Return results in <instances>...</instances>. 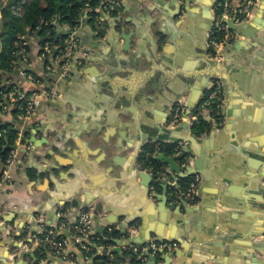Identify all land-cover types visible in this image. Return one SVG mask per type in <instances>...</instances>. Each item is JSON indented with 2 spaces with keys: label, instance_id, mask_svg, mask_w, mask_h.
<instances>
[{
  "label": "crops",
  "instance_id": "0c3cea01",
  "mask_svg": "<svg viewBox=\"0 0 264 264\" xmlns=\"http://www.w3.org/2000/svg\"><path fill=\"white\" fill-rule=\"evenodd\" d=\"M116 1L113 13H100L97 29L84 23L80 39L89 59L58 84L46 83L51 95L16 140L15 162L0 189V264L11 254H25L26 264H92L74 244L60 257L32 236L55 227L58 212L74 219L93 204L97 232L118 239L104 244L116 264L147 263L131 246L152 241L177 243L157 254L175 252L169 264H264V0L246 26L231 27L239 37L224 48L223 61L210 55L214 0ZM54 25L58 36L66 34L67 25ZM27 41L30 70L44 77L43 62L57 60L58 47L43 59L47 38ZM218 78L224 121L197 136L193 124L211 117L208 100ZM17 79L19 88L31 87ZM177 106L183 115L173 124ZM14 120L0 112V127ZM174 144L176 155L161 152ZM146 148L195 172L183 177V188L177 174L169 175L180 187L164 193L139 161ZM196 176L192 199L185 191ZM129 227L136 244H125Z\"/></svg>",
  "mask_w": 264,
  "mask_h": 264
},
{
  "label": "built area",
  "instance_id": "2783aa9c",
  "mask_svg": "<svg viewBox=\"0 0 264 264\" xmlns=\"http://www.w3.org/2000/svg\"><path fill=\"white\" fill-rule=\"evenodd\" d=\"M256 3L257 0H240L235 4L232 0H214L215 17L210 31L209 45L211 50L210 55L215 60L223 61L224 56L222 55V51L230 42L239 37L231 30L229 23H232L236 27L249 23L253 17ZM118 6H120V3L116 0L102 1L97 8H91L89 3L86 4L84 11L86 16L81 17L77 26L67 28L62 46V54L53 63L45 66V72L47 74L57 76L55 84L68 78L73 66L76 68L82 67L89 59V53L85 50L80 39V32L84 28V19L87 18V14L95 13V20L98 24H101L100 13L102 11L112 12ZM55 23L57 24V21ZM218 35L221 37L218 38ZM20 39L23 40V37ZM51 52L52 46L46 44L41 50L40 57L47 59ZM19 53L22 55L24 66L19 67L15 62L14 68L17 69L19 77L25 82H29L31 87L26 90L18 87L10 88L9 85L12 83L0 77V112L2 114H13L15 119L14 129L17 130L16 140L22 134V127L27 125L28 121L39 115L43 98L50 96L52 93L50 87L40 79L41 76L39 74L33 75L32 73H28V70L32 68V63L27 58L26 50L22 48ZM224 94V86L218 78L213 83V91L209 96L208 103L215 104L220 124L224 121ZM183 110L184 108L181 106H177L174 109L171 119L173 124L181 120ZM7 133V130L0 131V142L5 139ZM15 158L16 152L12 150L5 161V165L2 166L0 189L5 187L6 180L9 176L6 169L8 166L14 164ZM199 182V176L191 180L185 191L187 197L193 199L197 192ZM57 216L59 217V221L55 227H46L41 234H34L32 236L35 242L39 245L48 244L54 250L55 254L60 257H65L64 251L69 244H74L83 253V256L88 260H92L94 264H116L111 259L109 261L104 260V256L108 254L104 251V239L96 230V221L92 209H80L74 219L65 217L61 211L57 213ZM176 247V242L152 241L142 247L132 245L131 250L138 255L144 253L157 255L160 250L172 251Z\"/></svg>",
  "mask_w": 264,
  "mask_h": 264
},
{
  "label": "trees",
  "instance_id": "16d2710c",
  "mask_svg": "<svg viewBox=\"0 0 264 264\" xmlns=\"http://www.w3.org/2000/svg\"><path fill=\"white\" fill-rule=\"evenodd\" d=\"M23 0H9L8 3L3 4L0 1V12L2 15L1 29L3 32L0 35L3 51L0 53V75L6 81H10L12 84L9 87H18L16 85L17 77L19 76L18 71L14 68L16 62L19 67H23L22 55L19 53L22 48L27 52V58L31 62L30 57V46L27 41L28 38L37 35L39 38H47V43L52 47L57 46L58 52L55 56L62 54V46L65 39V35L58 36L54 22L58 24L67 25L68 27H75L79 24L81 17L85 16L86 4L89 3L91 8H97L100 6L102 0H28L22 5V14L16 15L14 9L21 5ZM113 13V11L111 12ZM96 14L92 13L84 19V23L91 25L92 28L97 29ZM23 37V40L20 38ZM220 38L221 36H217ZM19 44V45H18ZM25 44V45H24ZM46 44V43H45ZM43 44V46L45 45ZM17 45V46H16ZM51 64L49 61H45L43 68L40 70L43 72L44 77L40 79L49 83L52 80V76L45 72V66ZM28 73L36 74L35 71L28 70ZM19 79H17L18 81ZM19 88V87H18ZM211 117L204 119L199 116L197 122L193 124L192 131L195 135L201 136L208 133L212 128V122L218 123L219 116L215 108V104H211ZM199 114V111L195 112ZM15 125L5 124L0 127V131L7 130L8 133L0 142V164L5 165L9 154L13 150L15 141L17 138V130L14 129ZM161 152L166 155H176L178 150L180 151L177 144L174 145H162ZM154 150L146 148V150L140 155L139 161L142 166L146 169L151 170L157 177V171H163L165 163L163 160L152 156ZM0 173V179H1ZM186 178L180 177L179 182L181 188L184 187ZM157 182L155 185L157 187ZM106 241H103L105 244ZM44 251V246L40 248V252ZM39 251L37 253H40ZM127 253V251H126ZM41 258V257H40ZM109 256H104L105 261H109ZM136 257H132L134 262ZM122 261V260H120Z\"/></svg>",
  "mask_w": 264,
  "mask_h": 264
},
{
  "label": "water",
  "instance_id": "95a60500",
  "mask_svg": "<svg viewBox=\"0 0 264 264\" xmlns=\"http://www.w3.org/2000/svg\"><path fill=\"white\" fill-rule=\"evenodd\" d=\"M229 25H230V27H234V25L232 23H229ZM246 25L240 26V27L236 28V30H238L239 28H242V27H244ZM252 28H253V26L250 25L249 29H252ZM85 29L91 31V33L93 32L90 26L86 25ZM53 53L54 54L56 53L55 49H53ZM157 158L160 159V160H163V162L168 164V166H169V170L167 172L157 171V173H156L157 177H155V173H153L151 171V175H152V180H153L154 186H156L155 182L158 181L157 187H163L164 193L167 192L168 186L170 188H172V187L173 188H179L180 187L177 182L174 183V185H172L170 183L169 178H168L169 175L175 173L179 177H188L189 175L193 174L195 172V169H196V168H194V169L191 168V169H188L186 172H183L181 170V167L177 164V162H176V160L174 158L169 157V156H163V155H159V156H157ZM159 199L163 200V198H159ZM91 206H92L91 209L93 210L95 208L94 204L91 205ZM97 215H98V213L96 211L94 213L95 221H96ZM122 233H123V235L125 237H127L126 240H128V241L125 242V244H131V242L133 244L137 243V240L131 239V237L134 236V232L130 231V227L128 229L124 230ZM105 240L107 242H116V243H118V239L115 238V232L110 233V235L107 236ZM29 255L33 256L34 254L33 253H29ZM174 255H176L175 252H170L168 254V257H162V256H157V255H153V254H149V253H144V254H141L139 258L142 259L143 262L148 260V262L147 263L144 262V264H158L159 258H162L164 261L168 262L167 264H169L171 262V258ZM23 257H25V254H15V255L11 254L8 257V260H7L6 264H26L24 262V260H23ZM1 262H3V261L0 260V263ZM3 263H5V262H3ZM90 263L94 264L93 261H90Z\"/></svg>",
  "mask_w": 264,
  "mask_h": 264
},
{
  "label": "rangeland",
  "instance_id": "374dc122",
  "mask_svg": "<svg viewBox=\"0 0 264 264\" xmlns=\"http://www.w3.org/2000/svg\"><path fill=\"white\" fill-rule=\"evenodd\" d=\"M26 1H28V0H23V2H26ZM4 2L8 3L9 0H4ZM4 2H2V3H4ZM14 11H15V14H17V15H21L22 14V8L20 6H18ZM52 81L53 80L50 81L51 86H53L55 84ZM50 90H51V88H50ZM120 264H122V262Z\"/></svg>",
  "mask_w": 264,
  "mask_h": 264
}]
</instances>
